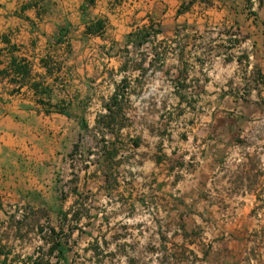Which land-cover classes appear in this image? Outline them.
<instances>
[{
    "label": "crops",
    "instance_id": "crops-1",
    "mask_svg": "<svg viewBox=\"0 0 264 264\" xmlns=\"http://www.w3.org/2000/svg\"><path fill=\"white\" fill-rule=\"evenodd\" d=\"M177 108L187 159L239 148L213 138L218 119L241 120L238 138L264 122V0H0V247L26 245L20 217L67 234L51 240L62 262L88 255L98 239L79 232L106 223L78 212L81 180L90 194L106 178L96 164L117 133L121 190L141 194L161 167L160 117Z\"/></svg>",
    "mask_w": 264,
    "mask_h": 264
},
{
    "label": "rangeland",
    "instance_id": "rangeland-1",
    "mask_svg": "<svg viewBox=\"0 0 264 264\" xmlns=\"http://www.w3.org/2000/svg\"><path fill=\"white\" fill-rule=\"evenodd\" d=\"M122 1L114 0L115 4ZM166 119L175 121L174 138L172 132H166L171 130ZM160 121L161 140L166 142L160 143L161 167L144 182L147 189L141 194L121 190L117 133H112L106 157L96 164L95 172L106 178L97 180L96 190L90 194L86 177L81 180L78 205L82 208L78 212L86 221L106 223L79 232L98 239L84 247L89 249L88 255L79 253L81 247L77 246L71 261L62 262L60 254H50L52 248L57 249L51 240L55 234L63 238L66 233H52L46 225L32 228L28 220L13 216V227L27 237V243L23 247L5 243L0 253L9 252L15 264L21 254L25 264H264V122L259 119L253 135L238 138L231 132V124H242L241 120L218 119L213 138L233 141L239 148L226 152L213 145L208 150L210 157L187 159L179 153L187 142L186 118L177 108L174 120L161 116ZM94 138L99 146L101 139ZM83 145L87 147V141ZM165 149L171 150L165 153ZM88 167L83 163L80 170L86 172ZM70 182L67 193L76 189ZM79 213L68 219H76Z\"/></svg>",
    "mask_w": 264,
    "mask_h": 264
},
{
    "label": "built area",
    "instance_id": "built-area-1",
    "mask_svg": "<svg viewBox=\"0 0 264 264\" xmlns=\"http://www.w3.org/2000/svg\"><path fill=\"white\" fill-rule=\"evenodd\" d=\"M16 210L18 211L17 214H18L19 216H23V215H24V209H23V207H21V208H16Z\"/></svg>",
    "mask_w": 264,
    "mask_h": 264
},
{
    "label": "trees",
    "instance_id": "trees-1",
    "mask_svg": "<svg viewBox=\"0 0 264 264\" xmlns=\"http://www.w3.org/2000/svg\"><path fill=\"white\" fill-rule=\"evenodd\" d=\"M183 8H184V7H183ZM183 8H182V9H183ZM52 233H53V232H52ZM53 235H54V234H53ZM55 237H57V238H58V235H57V234H55ZM54 246H55V247H59V246H58V244H54ZM51 250H53V248H52ZM0 255H1V253H0ZM33 264H35V263H33Z\"/></svg>",
    "mask_w": 264,
    "mask_h": 264
}]
</instances>
